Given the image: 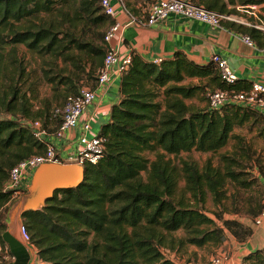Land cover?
Wrapping results in <instances>:
<instances>
[{"label": "trees", "instance_id": "1", "mask_svg": "<svg viewBox=\"0 0 264 264\" xmlns=\"http://www.w3.org/2000/svg\"><path fill=\"white\" fill-rule=\"evenodd\" d=\"M193 1L220 15L243 16L238 6L263 0ZM113 23L100 0H0V209L14 198V191L4 190L11 170L46 151L48 143L34 137L29 123L43 121L50 134L62 123L52 100L35 110L32 97L23 91L26 68L18 46L50 59L44 62L50 69L43 70V76L52 97L65 101L62 108L81 89H96L106 55L105 34L98 30ZM223 25L253 41L263 35L236 22ZM131 55L120 80L119 101L98 133L104 140L101 159L83 166L78 186L56 190L43 207L22 213L21 225L34 247L31 264H177L166 252L183 258L192 246L217 249L228 236L245 243L254 234L251 224L226 219L225 210L210 217L206 204L211 195L215 205H221L227 180L257 189L259 200H247L246 210L254 223L264 202L262 164L244 148L243 154L222 156L218 166L208 160L201 168L179 159L193 151L216 154L236 128L252 120L264 123V114L250 108L199 109L186 103L215 89L247 91L252 83L227 84L216 64L198 65L180 51L159 63L136 52ZM59 62L64 67L59 68ZM187 79L200 82L183 85ZM258 136L264 141V126ZM9 218L0 216L2 247L7 246L3 235L10 231ZM180 231L183 235L177 236ZM242 264H264V248L245 256Z\"/></svg>", "mask_w": 264, "mask_h": 264}, {"label": "crops", "instance_id": "2", "mask_svg": "<svg viewBox=\"0 0 264 264\" xmlns=\"http://www.w3.org/2000/svg\"><path fill=\"white\" fill-rule=\"evenodd\" d=\"M153 1L111 0L117 10L113 22L126 25L131 17L138 20L145 19ZM238 8L240 6L237 10ZM226 22L231 23V21ZM244 36L243 33L226 25L214 27L178 14H170L166 19L151 26L134 24L124 27L121 33L112 40L111 47L119 51L122 56L136 52L150 62L172 58L176 52L180 51L194 63L206 65L211 62L214 55H220L227 61L237 80L264 84V35L257 38L252 46L244 42ZM119 90L120 80L102 88L96 86V97L87 108L81 123L75 129L68 131L64 138H57L53 133L47 137V141L56 146L61 157L65 158L78 151L83 122L90 121L91 129L88 136H93L98 134L101 127L110 121L112 106L119 101ZM28 177L24 180L26 186L29 185L31 179ZM242 222L251 224L254 234L245 243H239L232 236H228L226 242L216 249L217 253L229 256L226 264H242L245 256L264 248V220L259 227L254 226L249 220ZM21 223L22 218L19 224ZM9 232L21 241L19 227L16 234L11 228ZM176 262L177 264H191L184 257L178 258Z\"/></svg>", "mask_w": 264, "mask_h": 264}, {"label": "built area", "instance_id": "3", "mask_svg": "<svg viewBox=\"0 0 264 264\" xmlns=\"http://www.w3.org/2000/svg\"><path fill=\"white\" fill-rule=\"evenodd\" d=\"M121 1V0H120ZM122 3V2H121ZM102 12L112 20L117 15V10L111 0H100ZM123 9L126 11L125 6ZM238 11L249 15V19L243 20L235 15H220L210 11L205 7L197 4L193 0H154L143 20L131 17L126 25L118 22L111 24L104 37L106 45V55L102 67L97 72V87H105L116 80H121L124 72L128 69L132 61V55L122 56L119 51L111 47V42L121 33L124 27L139 24L142 26H151L164 19L170 14H178L187 19H193L214 27H223V22L231 21L247 27L255 28L264 35V0L260 4H254L247 7H240ZM243 40L248 45H253L254 41L247 35ZM161 62V61H160ZM211 62L216 64L219 69L221 79L227 84H234L237 80L235 73L228 66L227 61L220 55H214ZM156 63H159L157 60ZM96 97L95 90L83 88L76 96L68 97L62 108L55 110V114L61 116L62 123L53 135L57 138H64L66 133L75 129L80 123L87 110ZM207 102L211 109L219 110L227 105H236L250 108L264 114V84L254 82L247 91L222 90L215 89L208 91ZM34 137L40 141H46L47 147L43 154L35 155L29 159L23 160L16 165L10 173V178L5 185V191H14L23 188L25 178H31L35 170L42 164H76L84 166L86 163L96 164L102 157L104 150V140L98 137V134L88 136L91 129L89 120L83 122L82 135L80 138V147L75 154L67 157H61L53 143L47 141L50 136L49 128H46L43 121L35 120L29 123ZM264 220V202L263 209L258 218L254 221V226H261ZM21 241L29 251H34L31 245L30 234L25 225L20 229ZM229 261L228 255L220 254L212 258L208 264H226ZM15 257L11 254L9 246L0 245V264H13Z\"/></svg>", "mask_w": 264, "mask_h": 264}, {"label": "rangeland", "instance_id": "4", "mask_svg": "<svg viewBox=\"0 0 264 264\" xmlns=\"http://www.w3.org/2000/svg\"><path fill=\"white\" fill-rule=\"evenodd\" d=\"M243 16H237L238 18H242L243 20L249 19V15L246 13H242ZM108 26L105 28H99V32L106 33ZM20 59L23 60L24 66L26 68V77L24 84H22L23 91L26 92L30 97H32V103L34 105V109L37 110L39 107L44 105L45 100H52L54 107L57 106L59 108L61 104L65 101L63 98H59L55 100L51 86L45 81L43 70H49L50 68L45 65V61L50 60L49 58L40 59L37 56L33 55L28 51V49L24 45L18 46ZM59 68L64 67L62 62L58 63ZM54 69L56 68L55 65L52 66ZM199 79H187L183 82L185 85L189 84H199ZM186 103L190 106L196 108H205L208 105L206 97L198 98L195 97L193 99L186 100ZM64 106V105H63ZM253 121H250L246 126L236 128L234 131L233 138L229 141L226 147L220 150L218 153H201L197 151H193L191 153H184L182 154L179 159H186L192 160L197 163L201 168L205 165V163L210 160L215 166L219 165L220 158L224 155H240L243 154L244 151L240 148H244L245 150L249 151V154L253 156V159L259 161L262 166L264 167V141L258 136V129L264 126L263 122L253 124ZM238 136L239 139H235L234 137ZM146 156L150 159H154V155L146 154ZM249 156V157H251ZM248 161V158L244 159ZM178 161V160H177ZM254 176H258L259 173L257 170L253 169ZM34 174V173H33ZM143 175H145L143 173ZM33 176V175H32ZM252 177L250 176V179ZM47 180L44 176H42L38 182V188L34 191L29 192V188L32 185V177L29 181V185H24L23 188L17 189V193L14 195L13 200L6 204L3 208L0 209V216L3 219L8 220L10 219L11 223V230L16 234V230L19 227L18 222L20 221L19 218H12L11 213L17 212L18 208L22 207L29 201L37 202L39 200L41 194V185L44 184ZM185 183L182 181L180 183V187L183 188ZM225 198L222 200L221 205L218 207L213 202L211 195L208 196V201L206 204V210L208 211V215L213 217L211 212H218L221 213L222 210H225L226 213L224 217L226 219H238L241 221H247V200L253 199L254 202H257L260 198L259 191L254 188L244 189L239 185L231 182L230 180L226 181L225 188ZM18 221H17V220ZM23 222V221H22ZM18 226V227H17ZM177 236L183 235V232H178ZM196 250V251H195ZM197 253V256L192 257V254ZM168 257H173L174 259H182L181 255H175L170 252H166ZM220 255V253L216 252V248L214 247H206V248H197V247H190L189 253L183 256L187 261L190 260L191 264H208L209 261Z\"/></svg>", "mask_w": 264, "mask_h": 264}, {"label": "water", "instance_id": "5", "mask_svg": "<svg viewBox=\"0 0 264 264\" xmlns=\"http://www.w3.org/2000/svg\"><path fill=\"white\" fill-rule=\"evenodd\" d=\"M42 176H44L47 181L41 185L39 200L37 202H27L20 207V209L18 208L17 212L14 214L11 213L12 218L17 217V219L19 218L20 220L24 211L40 209L53 196L56 190L78 186L83 180L84 167L76 164H42L33 174L32 185L29 188V192L38 188L37 182ZM19 223L20 221L18 224ZM3 239L9 246L11 254L15 257V262L13 264H31L32 254L22 241L12 235L9 231L4 233Z\"/></svg>", "mask_w": 264, "mask_h": 264}]
</instances>
